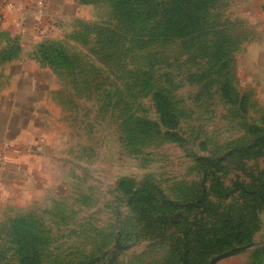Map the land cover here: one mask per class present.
<instances>
[{"label":"rangeland","instance_id":"rangeland-1","mask_svg":"<svg viewBox=\"0 0 264 264\" xmlns=\"http://www.w3.org/2000/svg\"><path fill=\"white\" fill-rule=\"evenodd\" d=\"M83 1L43 43L64 50L50 64L52 115L0 125V264H176L181 243L221 237L228 248L208 264H264V201L244 188L264 176V83L243 70L261 2L214 0L201 6L198 35L169 40L157 31L168 0L132 15ZM157 91L172 98L178 127L162 123Z\"/></svg>","mask_w":264,"mask_h":264},{"label":"crops","instance_id":"crops-1","mask_svg":"<svg viewBox=\"0 0 264 264\" xmlns=\"http://www.w3.org/2000/svg\"><path fill=\"white\" fill-rule=\"evenodd\" d=\"M259 1L261 3H254L252 10L257 16L264 11V0ZM83 6V0H0V32L8 36L7 42L11 44L4 49L13 53L3 63L8 77L6 90L0 91V118H3L0 125L4 132H12L20 124L17 121L20 117H34V124H38V119L52 115L53 68L49 63H42L37 53L45 41L56 35L61 22L80 15ZM262 22L260 37L252 44L255 49L250 50L243 70L246 77L252 74L264 83V20ZM4 101L8 103L1 104ZM29 130L30 127H26L22 131ZM228 261V256H221L214 264Z\"/></svg>","mask_w":264,"mask_h":264},{"label":"trees","instance_id":"trees-1","mask_svg":"<svg viewBox=\"0 0 264 264\" xmlns=\"http://www.w3.org/2000/svg\"><path fill=\"white\" fill-rule=\"evenodd\" d=\"M115 4V7L122 6L123 9H128L127 12L132 15V10L138 8V6L148 5L152 0H112ZM213 3L214 0H168L165 4L163 13L158 16V26L157 31L160 33L162 38H167L169 40L175 39V37H194L197 32H199V22L198 18L201 15L200 10L203 7L209 9L207 4ZM205 5V6H204ZM201 7V8H200ZM130 10V11H129ZM125 12L126 15H129ZM198 35V34H197ZM189 40V39H187ZM52 43L42 44L40 48V54L42 60L55 65L58 61V58L64 55V50L60 46L51 47ZM227 92V89L225 88ZM156 101L157 106L160 111L161 121L164 125L175 128L178 127V116L174 106L172 98L162 92H156ZM172 136L177 135L174 132H171ZM264 138V137H263ZM261 138H257L256 141L250 146H243L245 149H253L256 145L260 144ZM238 147L237 150H240ZM261 149V147H259ZM236 149V148H235ZM233 152V151H232ZM228 152L226 155H230ZM222 158V157H221ZM209 159V158H207ZM245 183V181H243ZM206 186V185H205ZM228 188L227 186H225ZM247 193L251 195V198L256 202L264 201V176L261 174L260 177H257L253 183H248L244 185ZM202 199H197L196 204ZM256 203L253 206H256ZM205 206L207 204L203 202ZM32 236L34 233L32 232ZM218 240L219 242H209V243H199L194 247H190L186 242L181 243L179 248V255L182 258L177 261L176 264H208V256L216 253L219 250H224L228 248L227 242L223 240H228L227 237H221ZM21 250L25 249V246H21ZM186 254V256H185ZM102 260V258H101ZM21 264H42V261L39 258H33L30 255L23 256ZM77 264H106L101 262L98 256L92 257L88 260L81 259ZM116 264V263H114Z\"/></svg>","mask_w":264,"mask_h":264},{"label":"water","instance_id":"water-1","mask_svg":"<svg viewBox=\"0 0 264 264\" xmlns=\"http://www.w3.org/2000/svg\"><path fill=\"white\" fill-rule=\"evenodd\" d=\"M221 256H219V257H217L215 260H217L218 258H220ZM215 262V261H214ZM214 262H213V264H214Z\"/></svg>","mask_w":264,"mask_h":264}]
</instances>
